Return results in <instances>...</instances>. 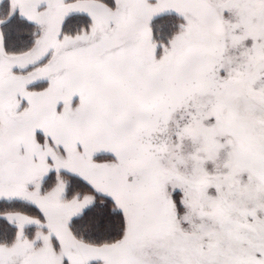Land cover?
<instances>
[{
	"label": "snow or ice",
	"instance_id": "obj_1",
	"mask_svg": "<svg viewBox=\"0 0 264 264\" xmlns=\"http://www.w3.org/2000/svg\"><path fill=\"white\" fill-rule=\"evenodd\" d=\"M0 264H264V0H0Z\"/></svg>",
	"mask_w": 264,
	"mask_h": 264
}]
</instances>
